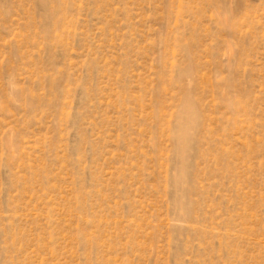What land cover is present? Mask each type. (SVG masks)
<instances>
[{
	"label": "rangeland",
	"instance_id": "obj_1",
	"mask_svg": "<svg viewBox=\"0 0 264 264\" xmlns=\"http://www.w3.org/2000/svg\"><path fill=\"white\" fill-rule=\"evenodd\" d=\"M0 264H264V0H0Z\"/></svg>",
	"mask_w": 264,
	"mask_h": 264
}]
</instances>
